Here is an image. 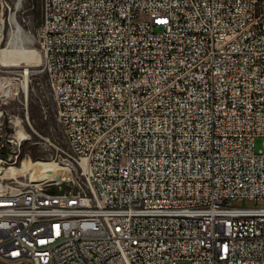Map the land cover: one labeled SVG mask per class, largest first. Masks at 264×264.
<instances>
[{
  "label": "built area",
  "instance_id": "1",
  "mask_svg": "<svg viewBox=\"0 0 264 264\" xmlns=\"http://www.w3.org/2000/svg\"><path fill=\"white\" fill-rule=\"evenodd\" d=\"M13 18L0 0V48ZM263 20L264 0H40L70 176L0 157V264H264ZM12 82L0 65V149L28 119Z\"/></svg>",
  "mask_w": 264,
  "mask_h": 264
},
{
  "label": "rangeland",
  "instance_id": "2",
  "mask_svg": "<svg viewBox=\"0 0 264 264\" xmlns=\"http://www.w3.org/2000/svg\"><path fill=\"white\" fill-rule=\"evenodd\" d=\"M11 2L14 9L12 35L17 31L23 40L17 43V46H13L11 45L12 38H10L9 44L2 45L0 65L3 74L11 77L13 86L19 89L18 95L13 98L8 109L17 111L20 106L19 100L24 101L23 92L26 94L28 119H24V114H22L24 120L20 121V125L27 137L21 140L19 147H2L0 157L10 162L8 157L17 155L15 165L4 164L2 172L10 173L6 177L16 175L17 180L33 182L34 175L43 174L42 168L62 167L61 156L51 142L63 149H66L67 145L55 117L53 95L47 76L42 70L41 49L36 39L35 31L40 23V0H11ZM262 23L264 24V20ZM155 29L159 28L155 27ZM10 130L7 123H3V131L9 132ZM255 145L258 149L261 140L256 139ZM28 163L31 165V171L24 176L18 173ZM54 173L51 182L63 180L60 177L57 178L56 172ZM68 176H70L69 172L67 178ZM62 187L69 188L65 184ZM50 189L57 190L58 187L51 186Z\"/></svg>",
  "mask_w": 264,
  "mask_h": 264
},
{
  "label": "bare ground",
  "instance_id": "3",
  "mask_svg": "<svg viewBox=\"0 0 264 264\" xmlns=\"http://www.w3.org/2000/svg\"><path fill=\"white\" fill-rule=\"evenodd\" d=\"M11 38H12L11 39V45H13V46H17V43H19V42H21L23 40V38H21V36L19 35V32H17V31L15 32V34L12 35ZM16 136H17V138L22 139V140L26 139V137H27L25 132L23 131L21 125H20V128L17 131ZM2 169H1V171H2ZM42 169H43V174L42 175H34L35 178H33V182H28V183L51 182V180L53 178L52 176H53V174H55L54 172H56L57 178L60 177L62 179H65V178H67V175H68V172H69V171H67L68 168H65L63 166L62 167H46V168H42ZM30 171H31V165L28 163L26 165V167L22 168V170H20L18 173H20L21 175L24 176ZM9 174L10 173L5 174L3 172V176L4 177L8 176ZM7 178H11V179L15 178L17 180V176L16 175L15 176H10V177H7Z\"/></svg>",
  "mask_w": 264,
  "mask_h": 264
}]
</instances>
